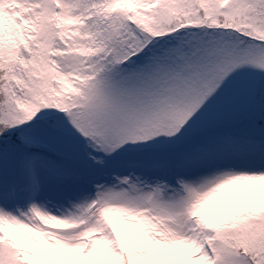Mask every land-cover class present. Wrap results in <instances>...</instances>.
I'll return each mask as SVG.
<instances>
[{
  "label": "snow or ice",
  "instance_id": "1",
  "mask_svg": "<svg viewBox=\"0 0 264 264\" xmlns=\"http://www.w3.org/2000/svg\"><path fill=\"white\" fill-rule=\"evenodd\" d=\"M0 264H264V0H0Z\"/></svg>",
  "mask_w": 264,
  "mask_h": 264
}]
</instances>
